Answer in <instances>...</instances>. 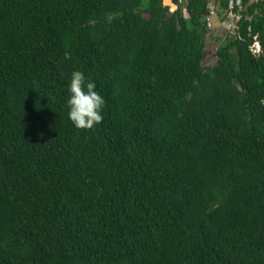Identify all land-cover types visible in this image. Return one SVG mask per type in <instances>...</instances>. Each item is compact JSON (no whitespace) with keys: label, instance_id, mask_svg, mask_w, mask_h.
Segmentation results:
<instances>
[{"label":"trees","instance_id":"trees-1","mask_svg":"<svg viewBox=\"0 0 264 264\" xmlns=\"http://www.w3.org/2000/svg\"><path fill=\"white\" fill-rule=\"evenodd\" d=\"M228 1L0 0V264H264V0L208 50Z\"/></svg>","mask_w":264,"mask_h":264},{"label":"clouds","instance_id":"clouds-1","mask_svg":"<svg viewBox=\"0 0 264 264\" xmlns=\"http://www.w3.org/2000/svg\"><path fill=\"white\" fill-rule=\"evenodd\" d=\"M257 44L256 42L252 49ZM96 87L95 81L90 77L81 72L72 73L68 88V120L78 130L92 129L103 121L102 112L106 101Z\"/></svg>","mask_w":264,"mask_h":264},{"label":"rangeland","instance_id":"rangeland-1","mask_svg":"<svg viewBox=\"0 0 264 264\" xmlns=\"http://www.w3.org/2000/svg\"><path fill=\"white\" fill-rule=\"evenodd\" d=\"M213 1V0H212ZM164 2L166 4H170V0L168 1H165ZM212 6V5H211ZM213 8V6H212ZM172 10H174V8L172 7L171 8ZM215 11H219L218 7H217V10L215 8ZM229 15V14H228ZM216 17H213V22H212V36L210 37L209 39V48L208 50L212 49V44H213V40L217 37H219L218 39V42L222 41L221 39L224 38V36L221 34V30H225L224 31V34H227L228 36H232L234 35L235 31L233 30V27H234V24H233V20L231 17L229 16H223L221 14H218L217 12V15H215ZM219 35H221L222 37H220ZM215 61L216 59L214 58L213 55H211V53L207 56L206 58V65L208 66H213L215 64Z\"/></svg>","mask_w":264,"mask_h":264},{"label":"built area","instance_id":"built-area-1","mask_svg":"<svg viewBox=\"0 0 264 264\" xmlns=\"http://www.w3.org/2000/svg\"><path fill=\"white\" fill-rule=\"evenodd\" d=\"M242 1L243 0H229L228 1V9L231 11V13H229V15H230L229 17H231L233 21H237L239 19L238 14L234 13L233 9L234 8H238V10L241 9ZM211 5L213 6V8H212ZM211 5L209 6V11H210V15L213 16V15H215V6H214V4H211ZM253 50L254 51H259L260 50L259 45L257 44L253 48Z\"/></svg>","mask_w":264,"mask_h":264},{"label":"water","instance_id":"water-1","mask_svg":"<svg viewBox=\"0 0 264 264\" xmlns=\"http://www.w3.org/2000/svg\"><path fill=\"white\" fill-rule=\"evenodd\" d=\"M174 7V6H173ZM175 8V7H174Z\"/></svg>","mask_w":264,"mask_h":264}]
</instances>
